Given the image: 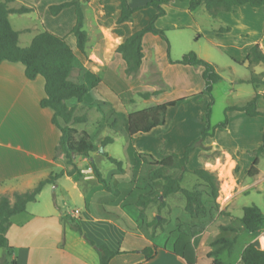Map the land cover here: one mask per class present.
<instances>
[{"label":"rangeland","instance_id":"obj_1","mask_svg":"<svg viewBox=\"0 0 264 264\" xmlns=\"http://www.w3.org/2000/svg\"><path fill=\"white\" fill-rule=\"evenodd\" d=\"M27 1L28 5L34 7L33 12L10 15L13 27L21 32L20 44L29 45L38 32L46 29L65 36L77 55V66L71 78L90 82L91 74L95 73L116 95L105 90L103 95H95L87 101L71 100L69 103L75 106L76 115L84 117L82 121L72 123L78 130L75 134L76 138L85 137L100 145L105 136H112L114 142L107 144L103 149L122 160L123 169L119 170L100 151H92L88 156L76 157L78 170L75 173L86 191L85 195L89 190L99 188L95 193V202L97 204L105 202L110 213L123 218L127 226L137 230V234L126 233L108 220L100 223L86 220L84 231L88 233L87 236L120 251V248L144 247L150 239L154 240L153 235L155 241L161 244L165 240V236L161 233L173 230L177 226L181 232L191 234L190 246L195 253L196 251L204 253L207 249L213 248L211 244L216 238L233 237L237 234L238 242L229 255L232 257L231 262L237 260L240 252L256 235L246 230H226L223 226L233 225L241 228L240 218L246 205L256 204L264 209V152L259 153L258 156V174L250 176L247 173L257 156V149L264 142V114L252 117L243 111L227 112L226 110L228 106L246 102L258 91L262 94L258 108L264 113V84L255 88L250 82L242 81L251 74L264 76V64L248 66L246 61L239 64L233 60V58L244 59L251 41L259 42L261 39L264 43L262 16L249 13L248 21L243 23L240 14L226 12L222 20L212 17L204 6L190 11L189 0H173L164 6L166 15L156 22L157 27L165 30L168 41L159 35L147 34L143 65L136 73L129 75L125 70H121L122 55L116 50L119 45L117 40L120 38L119 26L114 20L117 17L115 10L119 8L118 0H81L85 16L84 27L88 32L86 54L77 48L76 37L72 33L76 20L75 8H66L58 15L51 14L49 10V5L69 0ZM150 1L152 0H130L132 4L138 5H146ZM17 3L21 4L20 1ZM155 13L156 9L153 6L142 8L135 13L127 25L136 24L137 28L141 29L149 23ZM225 18L234 24L238 23L235 25L236 29L218 35L217 30L220 27L229 25L224 21ZM241 30H245L243 36L239 34ZM190 51L214 63L221 75V79L214 84L212 91L211 124L222 122L226 114L229 119L226 127L215 129L212 135L199 141L196 140L202 135L206 126L204 114L210 102L209 95L203 92L205 82L202 67L194 65L191 66L195 68L185 67L169 60V56L177 60ZM106 69L120 74L121 81L118 82V78L117 81L103 78ZM195 69H200V72H194ZM145 92L158 93L146 99L142 96ZM183 97L185 99L179 104L168 108L164 125L148 133H136L131 136L127 134L128 113ZM193 141H196V147L190 155L189 171L183 174L181 185L200 190L209 212L205 215H189L185 211L186 199L181 192L167 197L161 196L159 201L142 208L137 202L139 197L155 196L153 194L159 191L162 179L152 177V170L156 167L144 163L139 158V154H151L157 159L170 153L182 155L186 146ZM91 160L95 161L108 180L111 185L110 191L105 190L97 182ZM237 166L239 168L234 173ZM201 167L216 173L219 182L216 199L212 197L206 182L193 172ZM60 171L61 169H58L56 172ZM165 173L178 175V170L168 169ZM44 189L38 200L30 204L29 209L46 213L48 207L52 209L55 207L63 215L69 216L78 209L82 217L87 218L83 198L78 196L71 180L61 176L55 183L47 184ZM160 201H164L165 204L160 206ZM156 216L167 221L164 231H161L159 226L155 229L149 226ZM44 240L50 245L56 239L47 237ZM61 240H63L62 245L67 242L75 248L79 247L77 243L79 240L85 241L84 245L97 257L93 246L76 230L68 228L65 238L62 234ZM256 243L260 245L258 241ZM0 253H3L1 248ZM118 254L120 255L116 263L123 264L129 254L127 251H120ZM39 255L41 257L39 261L43 264H54V260L59 257L50 250ZM4 256L5 254L0 257V261L3 262ZM75 261V258L69 255L62 264H74Z\"/></svg>","mask_w":264,"mask_h":264},{"label":"trees","instance_id":"obj_2","mask_svg":"<svg viewBox=\"0 0 264 264\" xmlns=\"http://www.w3.org/2000/svg\"><path fill=\"white\" fill-rule=\"evenodd\" d=\"M16 0H1L0 1V62L8 60L13 62H22L26 66V75L29 79H35L38 75H42L45 78V92L46 96L42 99L41 105L43 107H50L54 110L53 122L60 129L61 137L56 147V157L64 155L68 164L72 165L71 171L65 169L60 172L50 174L48 177L40 180L37 185L31 190L20 192L14 191L11 195L3 194L0 196V248L4 250L5 256L3 262L0 264H17V257L14 256L15 248L9 242L7 231L11 224V218L14 215L20 214L27 210L28 204L35 202L38 199L39 194L42 192L47 184L55 183L56 180L64 176L65 174L72 175L78 170L76 164V157L78 155L88 156L92 151H100L104 156L116 165L119 170L123 169L122 160L110 155L103 149L109 143L114 142L112 136H105L101 140V144L89 140L88 138L77 139L75 134L77 129L72 125L73 122L82 121L83 116L75 114V106L70 105L69 101L75 100L77 102H84L95 95H103V92H112L108 89L98 75L92 73V79L88 81H77L71 78L72 72L77 66V55L70 45L65 36L56 34L50 30H43L38 32L30 44L22 46L20 44V31L15 29L10 20V14H24L34 11L33 6L21 5L10 6L11 3ZM173 0H152L146 5L132 6L129 0H118L119 2V16L116 20L118 24L132 19L133 14L145 7L153 6L156 9L155 15L150 19L149 23L141 29L135 30L132 34L126 37L124 41L117 46V52H119L123 59L126 61V73L131 75L136 73L143 62V40L147 33L159 35L161 38L168 41L166 32L164 29L156 26V20L166 14L165 5H168ZM244 4H250L253 7H263L264 0H189V10L195 11L198 7L204 6L205 9L212 17H217L221 11L231 12L236 9L237 6ZM74 7L76 12V20L72 27V33L76 37L77 48L84 54L87 53L86 45L88 41V32L84 27V11L82 8L81 0H69L58 4L49 5L51 14L58 15L66 8ZM231 30L229 25L220 27L217 30L218 35H223ZM169 55V51H168ZM169 60L172 63H178L182 65H194L202 67V76L205 82L203 92L210 97V102L206 106L204 119L206 126L202 131V135L196 141L205 139L207 136L212 135L217 128H224L227 126L229 119L226 114L225 119L216 124H211V113L213 105V87L216 82L221 79L220 73L217 71V67L214 63L207 61L194 51L184 53L181 58L174 60L169 56ZM236 63L243 64L239 60L233 58ZM245 61L248 66L263 63L264 64V50L260 43H255L249 49ZM253 84L255 88L264 84V76L251 74L246 79ZM145 92L142 96L146 99L150 98L153 94ZM114 96H116L114 94ZM262 96L261 92L256 91L254 96L246 102L239 105H231L227 107V112L233 110H239L245 112L247 115L255 117L264 114L258 108V101ZM185 97L180 99H174L157 103L148 106L143 109H139L130 112L126 115V131L129 136L136 133H148L153 129L162 126L166 121V114L169 107L176 106ZM196 141H193L186 146L182 155L177 153H170L164 155L161 159L153 157L151 154L141 153L139 158L149 166H155L152 170L153 178H161L159 191L151 195H143L138 199V204L142 208L149 207L152 202L159 201L161 196L167 197L171 194L181 192L185 199V211L189 215H205L207 214L208 207L205 205L202 192L198 189H189L181 185L183 174L189 171L190 155L196 147ZM264 152V142L257 149V156L254 159L251 167L247 170L250 176L258 174L259 153ZM92 169L96 180L105 190L110 191L111 185L108 180L103 176L101 170L94 160H91ZM238 166L234 169V173L237 172ZM168 169H177L178 175L166 174ZM193 172L202 178L206 185L210 188L211 195L214 199L218 196V178L215 171L201 167L193 170ZM165 204L164 201H160V206ZM87 209L96 216L108 218L113 220L123 230L136 233L137 230L127 226L123 218H119L117 215L110 213V209L107 205L94 202L87 205ZM66 221L70 226L81 233L86 240L95 248L99 256L100 264H110L112 258H114L120 251L114 250L105 244H96V242L89 238L81 225L80 219L67 215ZM241 228H236L233 225H225L223 229L240 231L246 230L257 236L260 229L264 226V209L256 204H250L243 207V214L240 218ZM165 218H158L156 216L152 222L149 223L152 229L159 226L160 230L164 231ZM192 233V232H191ZM165 236L164 242L161 244L155 241V235H153V246H146L140 251L145 255L147 259H150L155 254V249L161 246L165 249H169L177 254L184 256L189 264H193L196 253L190 246L189 232L183 233L179 227L161 233ZM157 237V236H156ZM238 242V235L233 237L220 236L212 241L213 248L208 252V256L213 258L214 264H223L221 256L227 252L232 253ZM193 256V258H191ZM241 262L243 264H264V248L257 247L253 242L248 243L241 252Z\"/></svg>","mask_w":264,"mask_h":264},{"label":"crops","instance_id":"obj_3","mask_svg":"<svg viewBox=\"0 0 264 264\" xmlns=\"http://www.w3.org/2000/svg\"><path fill=\"white\" fill-rule=\"evenodd\" d=\"M17 1H20L21 4L18 5ZM129 3L132 6H138V4H132L130 0ZM23 4L28 5V1L16 0L11 3L10 6L18 7ZM224 13H226V11H221L216 18H221L223 20L224 17L222 16ZM228 13L240 14V20L243 21V23L248 21L250 17L248 15L249 13L260 14L262 16L261 23H263L264 31L263 7H253L250 4H244L237 6L234 11ZM115 15L117 16L114 19L116 22L119 16V8H116ZM224 21L231 27L229 33L236 29L235 25L238 23L234 24L228 18H225ZM127 24H129V21L120 24L117 23L120 30L118 32L120 38H118L117 43H121L127 36L138 29L136 24ZM244 31H240V36L245 34ZM146 35L143 40L144 54ZM255 43H260L261 47L264 48V43H262L261 39L259 42L251 41L248 44L244 59L239 60L240 62L245 61L250 47ZM145 56L146 55H144V58ZM122 60L121 70H125L126 61L123 57ZM186 66L188 65H185V67ZM191 68L195 67L191 66ZM25 69L26 66L20 61L13 62L5 60L0 62V196L9 194L11 198L14 191L24 192L31 190L40 180L48 177L50 174L56 173L58 169L71 171L73 168L72 165L68 164L63 154L56 157V147L60 141L61 131L53 122L54 110L50 107H43L41 105L42 99L46 96L45 78L42 75H38L35 79H29ZM195 70L194 72L196 73L200 72V69ZM103 78H110L113 81H117L118 78V82L122 79L120 74H117L115 71H108L107 69L103 73ZM64 177L73 182L74 189L77 190L78 196L83 198L87 218L82 217L78 209L70 215L80 219L83 230H85L84 223L86 220L92 223H100V221L104 220L115 223L111 219L96 216L87 209V205L95 202V193L99 191V188L93 191L89 190L87 195H85L86 191L79 183L76 173L72 175L65 174ZM44 190L45 189H43L41 193H43ZM32 203L34 202L28 204L26 211L12 216L11 224L7 231L9 242L15 248L14 256L16 255L17 257V264H43L39 261L41 260L39 254L47 250L59 256L54 260V264H62V261L69 255L75 258L76 261L74 264H100L98 253L96 257L92 251L84 245L85 241L79 240L77 242L79 247L76 248L72 247V245H68L67 242L62 245V234L65 238L67 229H73L65 219L67 215H63L55 207L54 209L48 207L46 213H38L36 209H29ZM104 203L105 202L102 204ZM55 206L58 207L57 204H55ZM125 232L132 235L137 234ZM86 235H88V233H86ZM47 237H54L56 240L52 241L49 245L46 240H44ZM90 238L93 239L96 244H102L99 243L96 238ZM256 241L257 236L252 242L257 247L261 248V245H257ZM104 244L110 246L107 243ZM153 245L154 242L150 239L146 246ZM144 247L120 248V251H127L129 254L127 256L128 259H126L123 264H189L184 256L161 246L156 247L154 256L147 259L140 251ZM209 250L210 249H207L204 253L196 251V258L193 264H214L213 259L207 255ZM241 252L234 262L230 261L232 259V257L229 256L230 254L225 252V255L223 254L224 258L223 255L221 256L223 264H243L241 262ZM3 254H5L4 250L3 253H0V257ZM119 255L120 254L112 258L110 264H117L116 261ZM191 258H193V256ZM225 258H227L226 260L228 262Z\"/></svg>","mask_w":264,"mask_h":264},{"label":"built area","instance_id":"obj_4","mask_svg":"<svg viewBox=\"0 0 264 264\" xmlns=\"http://www.w3.org/2000/svg\"><path fill=\"white\" fill-rule=\"evenodd\" d=\"M257 241L260 245L264 246V226L260 229L259 233L257 234Z\"/></svg>","mask_w":264,"mask_h":264},{"label":"water","instance_id":"obj_5","mask_svg":"<svg viewBox=\"0 0 264 264\" xmlns=\"http://www.w3.org/2000/svg\"><path fill=\"white\" fill-rule=\"evenodd\" d=\"M158 218H160V216H158Z\"/></svg>","mask_w":264,"mask_h":264}]
</instances>
